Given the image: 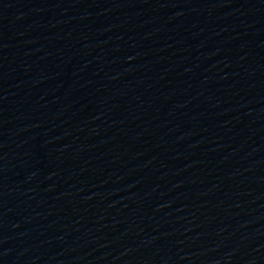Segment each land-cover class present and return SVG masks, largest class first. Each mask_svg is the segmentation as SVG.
<instances>
[{"label":"water","instance_id":"obj_1","mask_svg":"<svg viewBox=\"0 0 264 264\" xmlns=\"http://www.w3.org/2000/svg\"><path fill=\"white\" fill-rule=\"evenodd\" d=\"M0 264H264V0H0Z\"/></svg>","mask_w":264,"mask_h":264}]
</instances>
